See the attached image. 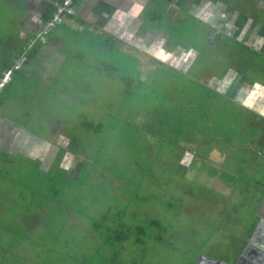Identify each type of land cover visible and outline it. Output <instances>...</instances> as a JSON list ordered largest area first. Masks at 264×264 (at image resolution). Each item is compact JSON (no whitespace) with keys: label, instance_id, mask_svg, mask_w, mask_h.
<instances>
[{"label":"rangeland","instance_id":"374dc122","mask_svg":"<svg viewBox=\"0 0 264 264\" xmlns=\"http://www.w3.org/2000/svg\"><path fill=\"white\" fill-rule=\"evenodd\" d=\"M23 1L0 0V72L26 48L28 59L0 88V117L66 138H53L60 153L49 170L0 146V264H231L260 224L256 118L80 20L53 32L61 49L32 48L36 35L21 38ZM187 12L152 0L143 20L169 48L207 47L193 40L207 32ZM201 54L198 70L223 67V50ZM69 155L67 172L58 161Z\"/></svg>","mask_w":264,"mask_h":264},{"label":"crops","instance_id":"0c3cea01","mask_svg":"<svg viewBox=\"0 0 264 264\" xmlns=\"http://www.w3.org/2000/svg\"><path fill=\"white\" fill-rule=\"evenodd\" d=\"M61 1L62 0H24L22 3L25 15L22 18L23 21L20 31L21 38L26 40L33 35L37 36L43 23L52 16L54 5ZM151 1L152 0H76L77 14L75 17L69 19L80 20L84 26L107 36L112 43L114 41L121 42L129 48L137 50L145 56L147 55L162 66L167 65L169 68L171 67L181 74L184 66H186V64L188 65V56H183L184 63L175 58V53L178 51V48H176L177 44L175 45V43L171 42L172 47L169 48L170 41L167 35L161 32L156 34L152 28L146 26V20H143L145 11H147ZM164 1L167 2L168 0ZM170 2L172 3L174 0H170ZM69 19L65 24L69 23ZM171 20H173L172 17ZM55 33H52L47 44L44 46L61 49L65 45L64 40L59 36L54 35ZM32 48H34V45ZM22 51L23 53L27 52V48ZM184 52L187 53L186 50ZM21 53L19 52V55L13 59L10 65L2 68L0 77L5 71L4 68L10 67L11 65L13 66L14 62L23 54ZM190 72V69H187L185 75L189 81L201 84L205 83L207 85L206 87H209L208 89L214 94L221 95L225 102L228 101L231 103V106L229 107L230 109L236 108L237 106L244 108L251 114L252 118H259L260 122H264V110L262 111L263 113L260 114V117L255 114V108L252 105L254 100L253 93L256 88L259 87L258 84H255L256 88H252V82H249L248 87L250 88H243V92L239 93V90H237L238 88H236L234 92L226 95L223 93L225 89L223 83H220L218 88H215L214 84L212 85L208 82L196 81V79L192 78ZM16 76L17 74L12 76L11 82ZM256 119H254V121L259 123ZM256 122L254 123L257 126L258 124ZM7 123L6 120L0 117V125L2 126L0 127V139L3 141L1 146H3V148L9 153L26 154L29 160L40 163L43 170L51 169L52 165L59 159L60 153V145L53 138H56L58 134L60 137L63 136L66 138L65 135H63L59 129L57 133L55 132V129H53L48 135L47 140H45L40 138L42 135L27 132L21 127L10 126ZM10 136H12V138ZM23 148L24 151H22ZM192 156L193 155L191 154L190 159ZM69 157L70 155L68 157H61L64 161H58L59 165L61 163L63 164V167L67 172H69L70 167H68ZM82 165L83 164L81 163L80 168ZM80 168L78 170H80ZM256 214L258 216V222L260 220L264 221V198L257 208ZM255 227L256 226H254L252 231ZM244 246L245 244L241 247L236 258L241 254Z\"/></svg>","mask_w":264,"mask_h":264},{"label":"flooded vegetation","instance_id":"af4514ba","mask_svg":"<svg viewBox=\"0 0 264 264\" xmlns=\"http://www.w3.org/2000/svg\"><path fill=\"white\" fill-rule=\"evenodd\" d=\"M167 2L178 10H183L186 5L187 13L199 21L203 25L202 30L207 32V37L201 34H195L192 37L197 41L206 40L207 47H204L206 45L204 43L201 45L202 42H195L190 46L175 43L178 48L175 58L183 63L185 62L183 56L189 58L188 65L186 64L188 67L184 66L181 74L185 77L187 69H190L192 78L196 81L214 84L215 88L223 83L225 85L223 93L226 95L234 92L236 88L239 93L243 92V88H250L249 82H252V88H256L255 84H258L259 87L253 93L252 105L255 108V114L260 116L264 110V0H174L172 3L168 0ZM171 13L175 12L171 11ZM211 47L223 50V67L219 66L218 71L207 72V69L202 66L199 69L201 76L198 77L196 74L199 71L198 67L206 59V55L201 53ZM185 50L187 53L184 52ZM258 56H261L263 61H259ZM216 63L217 61L214 64ZM257 120L258 125L264 130V122H260L259 118ZM2 143L0 139V146ZM258 226H261L259 230H257ZM262 226L264 221L260 220V224L248 236L241 254L249 241L253 239L255 232L257 233L255 240L260 242V245H264V239L261 240V237H258ZM241 254L234 258L231 264H235ZM253 256L256 259L260 255L255 253ZM255 259L245 262L258 264ZM224 263L229 264L227 261Z\"/></svg>","mask_w":264,"mask_h":264},{"label":"built area","instance_id":"2783aa9c","mask_svg":"<svg viewBox=\"0 0 264 264\" xmlns=\"http://www.w3.org/2000/svg\"><path fill=\"white\" fill-rule=\"evenodd\" d=\"M77 14L76 9V0H62L59 3L54 5V11L52 16L49 17L42 25L39 34L35 37L34 42L31 44V47L35 43H39L41 45H46L49 37L56 30V28L62 24H64L69 18L75 17ZM23 53L13 64L12 68L5 71L2 74V78L0 79V88L4 86V84L10 82L13 74L19 71L26 62L25 54Z\"/></svg>","mask_w":264,"mask_h":264},{"label":"water","instance_id":"95a60500","mask_svg":"<svg viewBox=\"0 0 264 264\" xmlns=\"http://www.w3.org/2000/svg\"><path fill=\"white\" fill-rule=\"evenodd\" d=\"M259 227L261 226H258L257 230H259ZM258 234H259L258 237L259 238L261 237V240H263L264 239V226H262V230H260ZM256 236H257V233L255 232V234L253 235V239L249 241L245 250L243 251L240 258L237 260L235 264H246L248 260L251 261L253 258L255 259V256H253L255 255V253L260 255L258 256V258L255 259L256 263L258 264L264 263V245H260V242L255 240ZM197 264H227V263H224V262L219 263L214 260L201 257L198 259Z\"/></svg>","mask_w":264,"mask_h":264},{"label":"trees","instance_id":"16d2710c","mask_svg":"<svg viewBox=\"0 0 264 264\" xmlns=\"http://www.w3.org/2000/svg\"><path fill=\"white\" fill-rule=\"evenodd\" d=\"M53 13V12H52ZM113 43H118V45H119V42H117V41H114ZM35 44H37V43H35ZM41 45V44H40ZM133 50V49H132ZM134 52H135V54L136 55H139V54H141L140 52H138L137 50H134ZM29 53V52H28ZM26 55V54H25ZM143 55V54H142ZM143 56H145V55H143ZM131 57V59L133 58V59H137V56H134L133 57V54L130 56ZM27 58H28V54H27ZM152 60V59H151ZM27 63H28V59H26V62H25V64H24V66H26L27 65ZM24 66L19 70V71H17V72H15L14 74H13V76L15 75V74H20L21 73V70L24 68ZM10 69V67H6V68H4V70L5 71H7V70H9ZM4 73V72H3ZM2 73V74H3ZM2 78V76L0 77V79ZM13 81V80H12ZM11 82V81H10ZM10 82H8V83H10ZM125 82H127V81H125ZM8 83H6V84H8ZM128 83V82H127ZM6 84H4V85H6ZM4 87V86H3ZM2 87V88H3ZM7 87H4L3 88V90L5 91V89H6ZM88 126H90V125H88ZM153 225H156L157 226V223H152ZM109 244V243H108Z\"/></svg>","mask_w":264,"mask_h":264}]
</instances>
